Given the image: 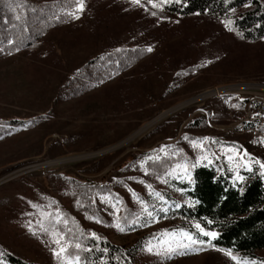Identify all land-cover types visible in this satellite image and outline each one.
Masks as SVG:
<instances>
[{"label":"rangeland","instance_id":"1","mask_svg":"<svg viewBox=\"0 0 264 264\" xmlns=\"http://www.w3.org/2000/svg\"><path fill=\"white\" fill-rule=\"evenodd\" d=\"M82 3L86 14L78 15L62 43L44 52L45 58L25 51L0 52V123L14 118L25 121L14 134L0 139V264H77L69 252L73 243L61 209L84 215L77 187L66 175L117 183L133 213L145 217L131 229L93 222L114 243L137 246L138 264H264V251L258 253L261 259L244 261L234 260L229 252L217 248L194 251L183 247L190 242L183 235L186 231H175L183 219L174 210L177 204H191L189 197L183 190L157 181L158 189L174 198L173 202L157 204L156 194L136 178L147 173V162L164 152L163 146L175 142L188 122L198 116L206 119V136L221 133L234 142L220 147V155L248 165L255 161L264 165L261 143L228 129L240 109L229 107V119L217 121L212 114L222 97L177 106L226 82L264 81V41L245 42L217 19L153 15L145 0ZM91 12L93 21L85 19L92 17ZM83 22L92 23L87 29ZM132 29L153 45V53L159 52L147 77L137 73L125 80V86L113 80L67 100H56L62 68L73 71ZM207 41L211 44L205 45ZM180 57L189 61L177 68ZM201 58L210 60L206 68L188 72L184 78L179 75L180 68ZM221 87L216 86V90ZM171 108V113L156 119ZM125 177L129 184L122 183ZM96 201L106 220L116 217L118 208L107 193L101 192ZM155 207H159L158 213ZM185 222L212 232L197 222Z\"/></svg>","mask_w":264,"mask_h":264},{"label":"trees","instance_id":"2","mask_svg":"<svg viewBox=\"0 0 264 264\" xmlns=\"http://www.w3.org/2000/svg\"><path fill=\"white\" fill-rule=\"evenodd\" d=\"M145 1L149 3V11L153 15L159 14L165 18L204 16L217 19L228 25L235 36L245 42L264 41V0ZM79 2L80 0H0V52L16 54L25 51L45 58L44 52H51L55 45L62 43L61 39L68 34L78 15L86 14L85 8L78 10ZM89 15L92 17L85 19L93 21L94 13ZM91 23L82 24L88 29ZM133 29L127 33L122 32L118 40L114 39L112 47L90 56L73 71L62 68L63 80L56 100H67L77 92L84 94L113 80L125 86V80L133 79L137 73L147 77V72L155 67L159 52L153 53V45L138 37ZM112 36L116 38L117 35ZM209 44L211 43L208 41L205 43ZM149 48L152 50L148 51ZM186 59L189 61L188 57H180L175 63L177 68ZM207 60L208 58H201L187 68H180L178 73L184 78L188 72L206 68L210 61L206 62ZM217 103L220 106L212 114L217 121L223 117L229 119V107L234 111L243 108V100L236 96L222 97ZM34 124L35 122H30L32 126ZM24 125L25 121L22 119L3 120L0 123V139L14 134ZM207 127L204 116L192 118L175 142L165 144V151L147 162V173L137 174L136 178L156 194L157 204L173 202L174 199L172 194L158 189L157 181H162L175 190H183L189 197L191 204H177L174 210L175 215L183 219L179 229L175 231H186L197 241L196 244H189L192 249L217 248L230 252L239 260L261 259L258 253L264 251V168L257 161L248 165L244 161L220 155V147L230 146L234 142L227 140L221 133L206 136L203 131ZM65 177L77 187L82 204L80 212L84 215L82 218L78 213L61 209L68 221L73 243L69 252L77 264H138L137 246L116 244L105 230L93 224L97 221L112 223L121 229H131L144 221L143 215L133 213L127 197L119 192L117 183L85 181L68 175ZM121 181L129 184L126 177ZM101 192L107 193L116 209L118 208L113 220L105 219V213L96 201ZM146 202L149 204L148 200ZM155 211L158 213L159 207H155ZM185 221L201 224L205 229L215 232L216 238L204 236L199 229L187 225ZM209 240L211 244L208 243Z\"/></svg>","mask_w":264,"mask_h":264},{"label":"built area","instance_id":"3","mask_svg":"<svg viewBox=\"0 0 264 264\" xmlns=\"http://www.w3.org/2000/svg\"><path fill=\"white\" fill-rule=\"evenodd\" d=\"M216 86H225L226 90H236V97L243 100V108L235 111L237 117L229 126V130L258 140L264 148V133H257V126H264V81L236 80ZM216 86L198 95L206 94L205 98H213ZM250 119H257V126H250Z\"/></svg>","mask_w":264,"mask_h":264},{"label":"bare ground","instance_id":"4","mask_svg":"<svg viewBox=\"0 0 264 264\" xmlns=\"http://www.w3.org/2000/svg\"><path fill=\"white\" fill-rule=\"evenodd\" d=\"M235 96L236 95V90H226L225 89V86H223V87H221V88H219V89H217V90H215V96L216 97H223V96H226V97H228V96ZM206 97V94H202V95H198V96H194V97H192V98H190V99H188V100H186V101H184V102H182V103H180L179 105H177L178 107H181V106H183V105H185V104H187V103H191V102H193V101H195V100H201V99H203V98H205ZM176 106V107H177ZM174 109H170V110H165V111H162L160 114H158L157 116H156V119L158 120V118L160 117V118H163L165 115H167V114H169V113H171L172 111H173ZM250 126H257V119H250ZM228 129H229V127H228ZM141 131V130H140ZM140 131H138L137 133H135L133 136H131L130 138H133L134 136H136ZM257 133H264V126H257Z\"/></svg>","mask_w":264,"mask_h":264},{"label":"snow or ice","instance_id":"5","mask_svg":"<svg viewBox=\"0 0 264 264\" xmlns=\"http://www.w3.org/2000/svg\"><path fill=\"white\" fill-rule=\"evenodd\" d=\"M133 3H139V0H133ZM153 6H155V5H153ZM78 10H79V11H82V10H83V3H82V0H80V2L78 3ZM151 50H152L151 48L148 49V51H151ZM257 163H258V162H257ZM261 167H264V165H261ZM238 179H242V177H238ZM117 226H118V225H117ZM196 227H197V229H199V231H200L204 236H206V237H210L211 239H215V238H216V235H217V234H216L215 232L204 231V229L200 228V225H196ZM183 235H184L185 238L190 242V244H196V243H197V241L194 240V239L192 238L191 235H188L187 233H184ZM57 243H59V241H57ZM199 243L203 244V241H200ZM208 243L211 244V240H209ZM189 246H190V245H183V247H189ZM77 247H79V245H77ZM202 250H204V249H203V248H196V249H194V251H202ZM60 251L63 252L64 249L62 248ZM149 251H151V249H149ZM227 254H228V255H231L230 252L227 253ZM55 255H57V256L59 257L60 253L57 252V253H55ZM233 259L236 260L237 258H236V257H233ZM238 264H239V262H238ZM245 264H247V262H245Z\"/></svg>","mask_w":264,"mask_h":264}]
</instances>
